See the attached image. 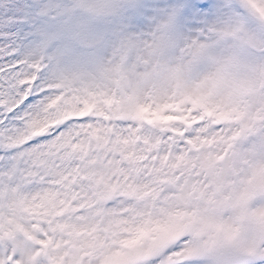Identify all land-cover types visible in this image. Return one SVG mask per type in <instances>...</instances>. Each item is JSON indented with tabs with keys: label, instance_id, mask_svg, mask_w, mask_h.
I'll return each mask as SVG.
<instances>
[{
	"label": "snow or ice",
	"instance_id": "obj_1",
	"mask_svg": "<svg viewBox=\"0 0 264 264\" xmlns=\"http://www.w3.org/2000/svg\"><path fill=\"white\" fill-rule=\"evenodd\" d=\"M0 0V264H264V0Z\"/></svg>",
	"mask_w": 264,
	"mask_h": 264
},
{
	"label": "clouds",
	"instance_id": "obj_2",
	"mask_svg": "<svg viewBox=\"0 0 264 264\" xmlns=\"http://www.w3.org/2000/svg\"><path fill=\"white\" fill-rule=\"evenodd\" d=\"M101 3L105 4L106 6H111V7H106L105 9L101 10V13L105 12H111L115 11L118 9V6L123 3V0H101Z\"/></svg>",
	"mask_w": 264,
	"mask_h": 264
}]
</instances>
